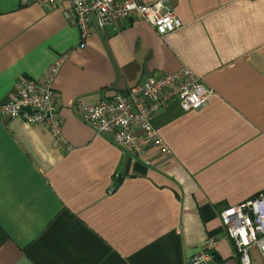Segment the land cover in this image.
I'll list each match as a JSON object with an SVG mask.
<instances>
[{
  "label": "crops",
  "instance_id": "crops-1",
  "mask_svg": "<svg viewBox=\"0 0 264 264\" xmlns=\"http://www.w3.org/2000/svg\"><path fill=\"white\" fill-rule=\"evenodd\" d=\"M171 3L183 26L167 36L131 19L94 25L80 47L63 8L0 0V102L60 60L53 87L73 146L42 124L0 118V264H188L209 237L217 261L240 264L220 211L264 193V0ZM184 66L215 93L154 117L173 151L160 159L148 148L155 164L75 109Z\"/></svg>",
  "mask_w": 264,
  "mask_h": 264
},
{
  "label": "built area",
  "instance_id": "built-area-1",
  "mask_svg": "<svg viewBox=\"0 0 264 264\" xmlns=\"http://www.w3.org/2000/svg\"><path fill=\"white\" fill-rule=\"evenodd\" d=\"M63 8L65 16L80 31V47L85 45L94 25L103 30L107 25L131 19L149 22L161 36L183 26L171 0H22ZM68 7H65V6ZM60 60L52 64L40 80L19 78L11 97L0 102V118H22L26 123L42 124L57 143L67 151L73 146L62 133L59 101L53 82L60 69ZM214 90L190 68L149 77L144 83L119 90L92 103L76 102V111L98 135L107 136L123 149L131 150L147 164L156 160L146 155L148 148L158 150L160 159L173 151L153 124L154 117L169 103L176 101L183 111L205 106ZM221 221L233 240L240 264H253L250 249L255 247L264 259V193L220 211ZM218 240L209 237L204 246L189 257L188 264H222L215 259ZM264 261V260H263Z\"/></svg>",
  "mask_w": 264,
  "mask_h": 264
},
{
  "label": "rangeland",
  "instance_id": "rangeland-1",
  "mask_svg": "<svg viewBox=\"0 0 264 264\" xmlns=\"http://www.w3.org/2000/svg\"><path fill=\"white\" fill-rule=\"evenodd\" d=\"M254 250H255L254 247H252V248L250 249L251 257H252V258H253L254 254H255V253H254Z\"/></svg>",
  "mask_w": 264,
  "mask_h": 264
}]
</instances>
